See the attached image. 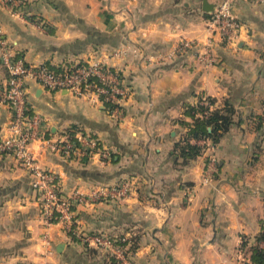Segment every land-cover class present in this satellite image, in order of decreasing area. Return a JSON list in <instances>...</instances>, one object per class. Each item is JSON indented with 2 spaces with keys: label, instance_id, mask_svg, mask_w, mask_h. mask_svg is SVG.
Segmentation results:
<instances>
[{
  "label": "crops",
  "instance_id": "crops-1",
  "mask_svg": "<svg viewBox=\"0 0 264 264\" xmlns=\"http://www.w3.org/2000/svg\"><path fill=\"white\" fill-rule=\"evenodd\" d=\"M221 0H208L215 6ZM204 0H31L25 14L0 4L6 39L27 62L53 65L102 56L129 89L125 118L115 120L101 102L29 84V102L45 119L49 138L82 131L98 137L110 161L68 159L47 143L31 149L41 166L60 175L66 195L99 185L131 183L126 198L108 197L74 207L77 230L127 236L132 264H256L242 250L264 221V2L237 0L242 23L235 45L208 29ZM214 38L218 61L161 58L180 39ZM128 45L125 58L109 57ZM131 49V50H130ZM137 49V51H135ZM7 70L0 57V83ZM204 93L234 108L229 131L213 148L186 162L174 154L191 120L187 106ZM10 108L0 113L7 135ZM262 117V123L259 121ZM218 169L203 183L205 163ZM28 171L0 152V264H116L114 252L85 243L60 222L47 224ZM264 247V243L260 244Z\"/></svg>",
  "mask_w": 264,
  "mask_h": 264
},
{
  "label": "built area",
  "instance_id": "built-area-1",
  "mask_svg": "<svg viewBox=\"0 0 264 264\" xmlns=\"http://www.w3.org/2000/svg\"><path fill=\"white\" fill-rule=\"evenodd\" d=\"M29 1L31 0H0V4L9 7L13 13L25 14L23 8ZM236 1L221 0L207 23L208 29L217 33L228 45L237 43L238 33L242 28V23L234 12ZM128 53L129 47H120L113 51L111 57L125 58ZM185 56L194 57L207 67L214 65L218 61L214 53V38H210L205 44L183 38L173 45L169 56H145L144 59L149 64H154L167 58ZM0 57L7 70L6 80L0 83V113L8 107L13 114L7 127V135L0 138V152L12 155L28 171L47 223L60 222L66 231L73 233L81 241L113 251L117 264H132L127 256L128 244L117 245L112 235L101 231L90 233L77 230L73 218L76 204L103 201L108 197L126 198L130 195L131 183L126 180L119 184H103L89 193L76 190L66 195L61 187L60 175L41 166L31 149L32 144L39 141L47 143L53 151L68 159L92 160L99 156L101 161H110V150L103 147L99 138L91 133L76 131L49 138V130L44 125L45 119L30 105L28 88L33 81L49 91H68L77 96H87L93 102L103 103L115 120L122 121L125 118L122 102L128 96L129 89L124 85L120 71L110 66L104 58L89 57L68 61L57 64L58 68H53L46 62H27L5 38L1 24ZM202 102L209 104L205 99ZM191 141L202 145L204 149L213 148L215 144L208 138H193ZM207 163L212 177L218 169V159L211 155L207 158ZM129 240L127 236L122 239L123 242Z\"/></svg>",
  "mask_w": 264,
  "mask_h": 264
},
{
  "label": "trees",
  "instance_id": "trees-1",
  "mask_svg": "<svg viewBox=\"0 0 264 264\" xmlns=\"http://www.w3.org/2000/svg\"><path fill=\"white\" fill-rule=\"evenodd\" d=\"M30 3L31 1L24 6L23 11L27 10ZM18 55L22 57L19 53ZM185 58H188V56L183 57V59ZM46 63L53 68H58L57 64L53 65L49 62ZM204 99L207 100L209 104H204L202 102ZM216 102L217 99L215 97L201 93L198 95L197 103L187 106L186 114L191 120L180 121V124L186 130L182 139L175 144L174 154L176 156L182 157L186 162L195 159L203 153L204 147L197 143H193L191 141L193 138H208L217 144L222 136L229 131L233 120L234 108L228 100H225L224 105L221 107H216ZM260 119L259 122L262 123V117ZM32 189L34 190L33 186ZM124 236L125 235H112L115 244L121 246L129 244L127 241H122ZM254 239L256 240V243L250 245L248 238L243 237L241 248L242 250L247 249L249 251L250 258L253 262L256 264H264V247L260 245L261 243H264V221L262 223L261 231L254 237ZM129 249H135L133 243L127 249V253L129 252Z\"/></svg>",
  "mask_w": 264,
  "mask_h": 264
},
{
  "label": "rangeland",
  "instance_id": "rangeland-1",
  "mask_svg": "<svg viewBox=\"0 0 264 264\" xmlns=\"http://www.w3.org/2000/svg\"><path fill=\"white\" fill-rule=\"evenodd\" d=\"M123 46H128V45H123ZM118 48H120V47H117V48H114L112 51H111V53H110V55H109V57H111L112 56V54H113V51H115L116 49H118ZM92 58H102V56H92ZM211 155H215L214 153L213 154H211ZM210 155V156H211ZM216 156V155H215ZM209 157V156H208ZM217 157V156H216ZM218 159V158H217ZM208 167V163H207V161H206V163H205V170H204V176H203V183H208V182H210L211 180H209V179H212V177H210V171H209V168H207ZM128 197V196H127ZM121 198H124V197H121ZM43 217V216H42ZM44 220L46 221V223H47V220L44 218ZM52 223H56V222H52ZM58 223V222H57ZM47 224H51V223H47ZM64 227V226H63ZM65 229V228H64ZM45 264H57V263H45Z\"/></svg>",
  "mask_w": 264,
  "mask_h": 264
},
{
  "label": "water",
  "instance_id": "water-1",
  "mask_svg": "<svg viewBox=\"0 0 264 264\" xmlns=\"http://www.w3.org/2000/svg\"><path fill=\"white\" fill-rule=\"evenodd\" d=\"M204 9L206 11H212L214 6L211 3H208V0H204Z\"/></svg>",
  "mask_w": 264,
  "mask_h": 264
}]
</instances>
